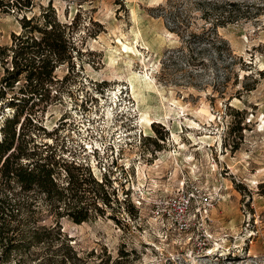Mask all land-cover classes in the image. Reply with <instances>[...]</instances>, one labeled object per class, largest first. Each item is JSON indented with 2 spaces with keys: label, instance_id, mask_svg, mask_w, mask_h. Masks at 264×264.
Wrapping results in <instances>:
<instances>
[{
  "label": "rangeland",
  "instance_id": "1",
  "mask_svg": "<svg viewBox=\"0 0 264 264\" xmlns=\"http://www.w3.org/2000/svg\"><path fill=\"white\" fill-rule=\"evenodd\" d=\"M47 1L35 0L26 16L38 15ZM229 1H237L240 6L232 10L244 16L216 29L227 42L217 52L200 41L205 23L191 0H178L188 20L184 40L153 10L166 0H53L57 20L70 27L75 51L70 64L55 69L47 102L34 100V141L54 145L65 157L88 159L97 178L90 152L97 148L101 156V145H112L104 155L108 163L133 173L135 217L125 207L91 209L77 224L66 215L71 201L51 207L36 189L39 224L60 227L83 264H264V0ZM20 18L17 12L0 13V46H10L12 34L21 33ZM231 57L237 60L228 66ZM134 74L150 77L151 89L132 95L127 81ZM3 75L0 62V81ZM24 85L21 79L5 90L0 116L16 111L8 104L24 99L19 92ZM30 105L25 113H31ZM143 112L148 126L141 123ZM87 118L96 122L88 125ZM237 128L240 132L232 133ZM139 134L146 136L142 142ZM84 137L91 151H74ZM64 142L69 152L63 153ZM57 172L63 179L65 173ZM182 180L197 186L210 204L199 215L195 202L187 233L152 210Z\"/></svg>",
  "mask_w": 264,
  "mask_h": 264
},
{
  "label": "trees",
  "instance_id": "2",
  "mask_svg": "<svg viewBox=\"0 0 264 264\" xmlns=\"http://www.w3.org/2000/svg\"><path fill=\"white\" fill-rule=\"evenodd\" d=\"M52 2L48 0L46 7L39 6L38 15L27 17L26 14L35 7V0H0V13L21 14V33L12 34L10 46H0V62L4 69L0 98L6 89L13 88L21 79L25 84L19 89L24 99H18L16 103L13 99L8 104L16 111L11 117L6 118L5 113L0 116V120L5 117L0 126V264H83L60 227L39 224L34 205L36 189L45 195L51 207L54 203L71 201L72 207L65 210L66 215L77 224L88 219L91 209L103 213L105 208L125 207L131 217H135L133 212H136L129 198L120 199L107 176L99 182L92 175L88 159L87 162L71 161L57 154L54 145L34 141V100L47 102L51 93L49 88L55 82V69L70 64L75 51L70 27L57 20ZM191 4L201 10L200 19L205 23L200 41H206V46L220 52V46L227 42L217 36L216 29L244 16V12L232 10L240 4L229 0H191ZM153 10L157 11V17L164 19L170 32L182 40L188 36V20L183 16L185 11L179 9L178 0H166ZM231 60L228 66L237 59L231 57ZM30 102L31 113H25L24 108ZM23 116L25 123L19 126L16 137V125ZM20 130H23L21 134ZM40 130L45 132L43 128ZM231 131L239 133L240 128ZM47 135L50 137L53 133ZM15 140L19 143L14 148ZM63 144V153L68 152L65 142ZM57 171L65 173L63 179ZM87 195L91 196V201ZM54 209L62 216L57 207Z\"/></svg>",
  "mask_w": 264,
  "mask_h": 264
},
{
  "label": "built area",
  "instance_id": "3",
  "mask_svg": "<svg viewBox=\"0 0 264 264\" xmlns=\"http://www.w3.org/2000/svg\"><path fill=\"white\" fill-rule=\"evenodd\" d=\"M93 99L89 98L86 103L91 102ZM97 100V98L95 99ZM82 105V104H81ZM81 107V106H79ZM82 111L85 113L88 111V109L83 108ZM83 117V115H82ZM101 117H99L97 120H99ZM87 120V121H86ZM85 121L87 122L88 125H93L96 121L92 118H87ZM92 121V123L90 122ZM92 128H87L86 133L87 137L91 139V132ZM101 137V136H100ZM146 136L143 134V137L140 136L139 134V140L142 142V139H144ZM87 139L84 137L83 139L79 138V143H77V146L74 147L72 146V149L74 151H81L82 153H89L91 150H88L86 147L85 140ZM65 142H67L65 140ZM67 143H65L66 146ZM105 144H102L101 146L103 147V150L105 152L102 153L100 156L98 151L99 149L95 148L93 149L90 154L91 156L96 158V163H97V168L100 174V178H97L94 175L93 172V167L91 166V163H88V166L90 167L92 175L99 181L102 182L103 176H107L112 182L113 186L117 189L118 194L120 199L124 198H129L130 202L132 205L136 208V205L132 199V190H131V180L133 173L124 172L123 168L119 167L117 163L113 160H110L108 163L107 158H105L104 155H107L108 152H112V145L104 146ZM68 148V146H66ZM92 149V146H91ZM69 152V148H68ZM89 155V154H88ZM64 158L68 160H75L76 162L82 161V162H87V160H79L78 158H75L71 156L70 158L65 157L62 155ZM87 165V163H85ZM119 171H122V176L118 177L117 173ZM127 171V170H125ZM128 193V195H126ZM202 194L200 189L195 186V185H190L188 186L184 180L179 184L177 189L174 191V193L167 197V198H158L153 205V214L157 219H160V221H165L168 224H170V227H173L177 232L181 233H187L190 229V224H189V212L191 209H193L195 202L198 204L199 210L197 213L201 215V210L206 211L209 207L210 204L208 202H203L202 201ZM200 206V207H199Z\"/></svg>",
  "mask_w": 264,
  "mask_h": 264
},
{
  "label": "bare ground",
  "instance_id": "4",
  "mask_svg": "<svg viewBox=\"0 0 264 264\" xmlns=\"http://www.w3.org/2000/svg\"><path fill=\"white\" fill-rule=\"evenodd\" d=\"M127 82L129 83L131 93L134 96L142 92H147L149 89H151V86L153 85L151 78L148 77L147 75L143 77L140 76L137 77L136 74H134L133 77H130V79ZM140 120L143 125L148 126L151 123L148 112H143Z\"/></svg>",
  "mask_w": 264,
  "mask_h": 264
}]
</instances>
